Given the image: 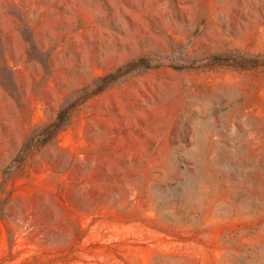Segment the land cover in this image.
<instances>
[{
    "label": "rangeland",
    "instance_id": "374dc122",
    "mask_svg": "<svg viewBox=\"0 0 264 264\" xmlns=\"http://www.w3.org/2000/svg\"><path fill=\"white\" fill-rule=\"evenodd\" d=\"M0 264H264V0H0Z\"/></svg>",
    "mask_w": 264,
    "mask_h": 264
},
{
    "label": "trees",
    "instance_id": "16d2710c",
    "mask_svg": "<svg viewBox=\"0 0 264 264\" xmlns=\"http://www.w3.org/2000/svg\"><path fill=\"white\" fill-rule=\"evenodd\" d=\"M129 70L130 69H126L125 71H123L121 67L118 68L114 73H110L102 77L101 79L106 80L107 82L100 89L109 85V82H112L115 76H119V74H123L124 72H128ZM90 94L91 93H86L82 95L78 100H75L70 104L62 106L57 112L53 121L44 124L41 127H38L40 130L31 134L23 144V147L20 150V156L22 158L26 157L31 151L52 139L58 131L64 129L69 123L77 104L85 100Z\"/></svg>",
    "mask_w": 264,
    "mask_h": 264
},
{
    "label": "bare ground",
    "instance_id": "6f19581e",
    "mask_svg": "<svg viewBox=\"0 0 264 264\" xmlns=\"http://www.w3.org/2000/svg\"><path fill=\"white\" fill-rule=\"evenodd\" d=\"M246 207V206H245Z\"/></svg>",
    "mask_w": 264,
    "mask_h": 264
}]
</instances>
